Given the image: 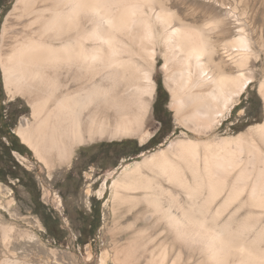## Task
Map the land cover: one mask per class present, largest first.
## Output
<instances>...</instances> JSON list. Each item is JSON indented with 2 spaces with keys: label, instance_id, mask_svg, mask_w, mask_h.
Here are the masks:
<instances>
[{
  "label": "bare ground",
  "instance_id": "6f19581e",
  "mask_svg": "<svg viewBox=\"0 0 264 264\" xmlns=\"http://www.w3.org/2000/svg\"><path fill=\"white\" fill-rule=\"evenodd\" d=\"M101 2L105 7L100 14L85 10L77 18L76 29L64 31V20L75 10L65 8L63 0L16 1L3 27L1 65L7 91L27 98L33 109L34 121L22 123L19 136L50 169L71 165L80 147L98 141L137 137L146 143L152 137L147 126L156 93L153 71L160 44L166 69H172L168 74L172 85H166L175 97L177 121L207 139L171 141L114 177V212H132L146 204L140 198L147 195L151 203L146 205L154 213L137 215L139 219L155 218V225L163 223L165 233L181 245L177 258L170 261L164 252L156 255L135 244L145 231L137 230L134 219L111 231H134L127 246L116 247L114 261L234 264V257L217 252L219 244L201 237L190 220L194 216L205 219L217 232L239 234L257 255L264 253L260 215L264 210V123L236 137H209L253 81L246 75L249 55L240 51L249 50L250 43L242 37V48L234 51L225 43L222 47L230 57L217 61L211 30L179 16L171 7L174 1ZM107 19L113 21L111 25ZM76 52L90 59L87 63L71 59ZM55 57L61 62L53 70L46 61ZM232 63L237 75L228 71ZM260 90L264 98V80ZM95 93L103 94L105 105L89 124L75 121L71 115L75 106ZM177 188H183L184 198ZM138 191L142 196L131 195ZM231 205L235 210L226 217ZM9 230L3 228L5 239ZM182 249L192 256L182 258ZM108 258L103 253L101 264H108Z\"/></svg>",
  "mask_w": 264,
  "mask_h": 264
},
{
  "label": "rangeland",
  "instance_id": "374dc122",
  "mask_svg": "<svg viewBox=\"0 0 264 264\" xmlns=\"http://www.w3.org/2000/svg\"><path fill=\"white\" fill-rule=\"evenodd\" d=\"M16 1L0 0V3L5 4V7L0 8V72L3 87L5 96L8 98L6 99L7 103L13 98H18L21 101L11 107L23 110L14 133L19 137L21 143L30 150V155L15 152L14 156L34 177L43 204L47 208L53 209L60 216L61 226L67 232V236L60 242L49 237L41 219L33 214V198L29 192L22 186H17L15 187L16 190H13L9 185L0 182V264L4 262H9V264H101L100 259L105 252L109 255L108 264H116L114 261L116 247L127 246L128 241L133 238L134 231L127 234L118 232L113 234L111 231L132 222L134 219L138 220L137 230L143 229L145 231L142 238L135 244H139L141 247L145 246L150 252L154 250L156 255H161L164 252L170 261L176 259L181 245L174 240L173 236L165 233L164 224L155 225V218L146 221V219H139L137 216L151 215L154 213L153 209L141 203L128 214H125L126 209L114 212L111 199V184L114 177L118 176L129 165L131 167L134 162L141 161L145 155H150L171 141L207 139L204 135H196L177 121L175 97L166 85L168 83L172 85V81L168 80V74L172 72V69H166L163 48L160 44L157 46L158 55L153 71L156 93L147 126V129L152 132V137L146 143H143L140 138L129 137L85 145L78 149L71 165L50 169L18 134V128L22 123L26 120L34 121L31 104L25 97L11 95L5 85L1 65V54L4 48L2 33L6 18L13 10ZM172 1L175 2V5L171 6L173 10H176L179 16L188 23L211 30L212 39L216 42L219 52L216 56L217 61L230 57L222 47L225 43L228 42L233 51L236 48H242V37L250 43L249 50L241 49L240 51L249 55L246 65L249 72L246 75H251L253 81L236 100L232 111L227 113L219 126L210 132L209 137L217 140L223 137H236L247 133L252 127L264 123V119H256L258 115L264 114V98L260 90L264 80V71H262L264 69V0ZM7 7L9 10L4 13ZM156 26H158L157 23ZM5 44L7 45V42ZM228 71L235 75L238 74L237 66L234 63L230 64ZM159 82L168 94V103L165 108L171 114L173 129L169 135L164 137L161 134L154 143H149L159 133L162 126L155 114V103L159 97ZM245 93H247L248 103L244 107H240L241 97ZM237 106L239 111H233ZM234 113L235 116H233ZM249 113H251L250 117ZM243 117L249 118L242 119ZM129 141H136L139 147H143V152L135 157L127 156L132 152V146L127 145ZM157 142L160 143L154 146ZM187 177L190 182H193L190 173L187 174ZM11 183L12 185L15 184L14 181ZM165 186L169 187L166 183ZM177 191L181 195L180 198H184L183 188H179ZM142 194L143 192L139 191L131 193L134 197L142 196ZM93 200L101 202L102 225L97 235L90 238L86 245L81 246L78 241L80 238L78 232V228H80L79 216L80 214H91ZM227 210L225 212L226 217L231 215L235 206L231 205ZM260 215H262L263 221L261 220V222L263 223L264 210H260ZM4 227L10 229L6 239L3 232ZM158 235L160 237L156 238ZM150 240L155 241L150 243ZM182 250V258L187 259L192 256L185 249ZM195 253L194 257L197 260L199 253ZM144 263L143 261L142 264Z\"/></svg>",
  "mask_w": 264,
  "mask_h": 264
},
{
  "label": "trees",
  "instance_id": "16d2710c",
  "mask_svg": "<svg viewBox=\"0 0 264 264\" xmlns=\"http://www.w3.org/2000/svg\"><path fill=\"white\" fill-rule=\"evenodd\" d=\"M5 7V4L0 3V8ZM8 7L4 13L8 11ZM158 99L155 103V114L157 115L161 129L159 133L153 137L149 143H154L158 136L161 134L165 136L172 132V118L171 114L166 110L168 103V94L163 90L162 84L158 83ZM0 97H6L3 87V79L0 72ZM7 104L6 100L4 101ZM239 107H235L233 111H236ZM23 110L10 108L5 111L6 119L0 122V136L3 137L4 143L0 144V182L9 185L13 190L15 187L22 186L29 192L33 198V214L37 215L49 237L55 241H62L67 236V232L61 226L60 216L53 210L47 208L40 198V191L37 187V183L34 177L28 172L15 158L14 153L17 152L22 155H30V150L21 143L19 137L14 133V129L17 125L20 114ZM160 142L154 144L158 145ZM127 145L132 146L131 154L127 156H138L143 152V147H139L136 141H129ZM11 181L15 184L12 185ZM91 214H80L79 222L80 228L78 232L80 234L79 244L84 246L88 243L90 238H94L99 231L101 221V202L93 200Z\"/></svg>",
  "mask_w": 264,
  "mask_h": 264
},
{
  "label": "clouds",
  "instance_id": "9594fccd",
  "mask_svg": "<svg viewBox=\"0 0 264 264\" xmlns=\"http://www.w3.org/2000/svg\"><path fill=\"white\" fill-rule=\"evenodd\" d=\"M63 6L69 10H75V14H69L61 26L64 31H74L77 26V18L81 12L88 10L96 14H100L105 5L101 0H63ZM111 25L112 20L107 19ZM37 54H42L38 50ZM71 59L82 60L88 62L90 57H85L81 52H76L70 55ZM55 70V66L61 62L60 58L55 57L46 61ZM191 222L196 224L202 238L208 242H216L219 244L218 253H222L228 257H234V264H264V253L257 255L242 239L239 234L235 233H220L215 228L210 227L207 221L203 218L192 217Z\"/></svg>",
  "mask_w": 264,
  "mask_h": 264
},
{
  "label": "snow or ice",
  "instance_id": "6c2138e0",
  "mask_svg": "<svg viewBox=\"0 0 264 264\" xmlns=\"http://www.w3.org/2000/svg\"><path fill=\"white\" fill-rule=\"evenodd\" d=\"M264 71V69H262ZM247 93L243 97H241L242 103L240 107H244L248 101L246 99ZM8 99L7 97H0V122L6 119L5 111L13 107L14 105L20 103L21 101L18 98H13L7 104L4 101ZM106 101L102 93H95L92 96H89L75 106V109L72 111L71 115L75 121H82L85 125L89 124L96 116V114L101 110V108L105 105ZM91 109V111H90ZM239 111V109H237ZM235 116V113L233 114ZM251 113H249V117ZM249 117H243L242 119H247ZM256 119H264V114L258 115ZM2 131V129H0ZM3 137L0 136V144H3ZM157 166H160L159 162ZM142 202L149 204L151 201L147 195L140 198Z\"/></svg>",
  "mask_w": 264,
  "mask_h": 264
}]
</instances>
